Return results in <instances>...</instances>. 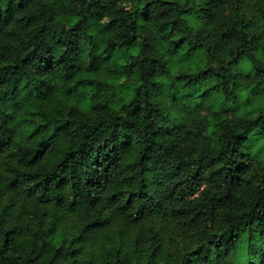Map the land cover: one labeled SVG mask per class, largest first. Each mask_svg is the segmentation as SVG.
I'll return each instance as SVG.
<instances>
[{"label":"clouds","instance_id":"clouds-1","mask_svg":"<svg viewBox=\"0 0 264 264\" xmlns=\"http://www.w3.org/2000/svg\"><path fill=\"white\" fill-rule=\"evenodd\" d=\"M0 264H264V0H0Z\"/></svg>","mask_w":264,"mask_h":264}]
</instances>
